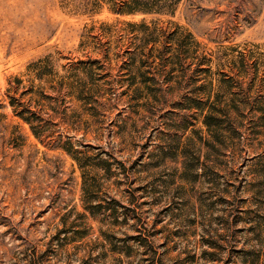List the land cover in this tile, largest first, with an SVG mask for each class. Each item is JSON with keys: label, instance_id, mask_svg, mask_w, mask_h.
<instances>
[{"label": "rangeland", "instance_id": "374dc122", "mask_svg": "<svg viewBox=\"0 0 264 264\" xmlns=\"http://www.w3.org/2000/svg\"><path fill=\"white\" fill-rule=\"evenodd\" d=\"M112 7L0 0V264H264V0ZM219 80L243 136L208 144Z\"/></svg>", "mask_w": 264, "mask_h": 264}, {"label": "trees", "instance_id": "16d2710c", "mask_svg": "<svg viewBox=\"0 0 264 264\" xmlns=\"http://www.w3.org/2000/svg\"><path fill=\"white\" fill-rule=\"evenodd\" d=\"M109 1L111 5L114 7V11L118 14H167L173 15L175 13V8L181 0H105ZM112 7V8H113ZM134 29V31L140 30L143 35L147 37L146 44H150L151 42L158 41V37H154L151 39V35L155 34V32L150 31V26L146 24L144 21L139 23H130ZM180 46L177 45L173 50L171 58H168L169 63L172 65L176 64V55L179 54ZM160 59H164L161 55ZM172 59V60H169ZM36 63H32L35 65ZM139 73H142L140 68H138ZM39 72L38 77H42L47 72ZM226 80H219V89L214 93V99L211 100L210 94L208 100H206L205 107L202 105L201 100L198 102L197 106L201 108L203 113V123L207 127V130L211 136V141L206 140L208 144L215 141H222V144H225L226 140L231 142L235 141V138H242L243 132L239 127L233 126V118L232 111L238 113L242 112L245 104L241 102H236L234 99V93L232 92V88L226 84ZM231 97V98H228ZM263 101H261V106H257L253 108L256 111L264 112V96L262 97ZM10 103L15 107V99L10 97ZM20 110L16 109V113L26 122L30 124V127L34 131L37 137H41L42 134L37 130V125L35 121L41 122L43 119H40L37 112H34L31 108H28L27 105L23 102L20 104ZM245 131V130H244ZM226 133L229 136L226 137ZM226 138V139H225ZM225 139V140H224ZM67 143H71L68 141ZM63 145V144H62ZM68 153H73L70 148L64 145L62 146ZM90 156L87 153H79L78 156H75V160L82 170V176L84 177V184L87 185V177H85V169L90 164L89 158ZM84 185V186H85ZM89 190V188H88Z\"/></svg>", "mask_w": 264, "mask_h": 264}]
</instances>
